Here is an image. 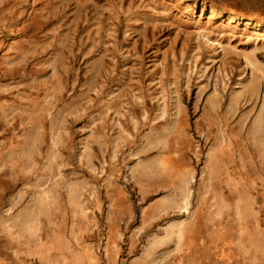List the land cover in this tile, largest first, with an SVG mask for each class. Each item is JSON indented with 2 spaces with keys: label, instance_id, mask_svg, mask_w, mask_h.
<instances>
[{
  "label": "crops",
  "instance_id": "obj_1",
  "mask_svg": "<svg viewBox=\"0 0 264 264\" xmlns=\"http://www.w3.org/2000/svg\"><path fill=\"white\" fill-rule=\"evenodd\" d=\"M44 39L18 51L28 57L0 103L10 127L4 213L37 232L23 264H264L262 226L250 220L260 213L263 164L250 180L228 163L221 178L214 146L211 174L193 169L188 146L164 143L152 156L149 100L135 96L125 108L124 72L107 53L66 30ZM261 121L264 144V117L252 125ZM221 215L241 222L221 224Z\"/></svg>",
  "mask_w": 264,
  "mask_h": 264
},
{
  "label": "rangeland",
  "instance_id": "obj_2",
  "mask_svg": "<svg viewBox=\"0 0 264 264\" xmlns=\"http://www.w3.org/2000/svg\"><path fill=\"white\" fill-rule=\"evenodd\" d=\"M256 19L206 10L197 0H0V103L5 82L19 76V64L28 57L20 59L18 51L66 30L78 45L102 49L124 72L117 86L125 108L132 97L149 100L152 156L165 153L164 143L171 152L188 146L193 169L199 173L205 165L202 173L211 174L214 146L221 178L231 163L236 174L251 180L254 164L264 166L262 121L252 125L264 117V24ZM2 105L0 158L10 134ZM156 143H162L157 150ZM3 186L0 178V264H23L37 232L11 225ZM258 196L253 201L260 213L250 220L262 226L264 238V192ZM220 219L241 222L239 215Z\"/></svg>",
  "mask_w": 264,
  "mask_h": 264
},
{
  "label": "trees",
  "instance_id": "obj_3",
  "mask_svg": "<svg viewBox=\"0 0 264 264\" xmlns=\"http://www.w3.org/2000/svg\"><path fill=\"white\" fill-rule=\"evenodd\" d=\"M206 10L211 8L222 14L233 13L235 17H256L264 24V0H197Z\"/></svg>",
  "mask_w": 264,
  "mask_h": 264
}]
</instances>
